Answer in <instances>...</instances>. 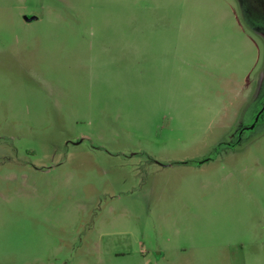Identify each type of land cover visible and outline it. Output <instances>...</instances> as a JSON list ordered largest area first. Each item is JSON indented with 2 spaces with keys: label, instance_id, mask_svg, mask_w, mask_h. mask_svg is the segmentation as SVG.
<instances>
[{
  "label": "rangeland",
  "instance_id": "1",
  "mask_svg": "<svg viewBox=\"0 0 264 264\" xmlns=\"http://www.w3.org/2000/svg\"><path fill=\"white\" fill-rule=\"evenodd\" d=\"M244 14L0 0V264H264V115L240 132L264 37Z\"/></svg>",
  "mask_w": 264,
  "mask_h": 264
},
{
  "label": "flooded vegetation",
  "instance_id": "2",
  "mask_svg": "<svg viewBox=\"0 0 264 264\" xmlns=\"http://www.w3.org/2000/svg\"><path fill=\"white\" fill-rule=\"evenodd\" d=\"M241 3L244 6V15L246 16L247 20L264 37V0H241ZM263 115L264 99L261 102L260 108L255 112L253 121L249 125H246L240 129L241 134L243 130L253 129L256 124L262 119Z\"/></svg>",
  "mask_w": 264,
  "mask_h": 264
},
{
  "label": "crops",
  "instance_id": "3",
  "mask_svg": "<svg viewBox=\"0 0 264 264\" xmlns=\"http://www.w3.org/2000/svg\"><path fill=\"white\" fill-rule=\"evenodd\" d=\"M248 248V249H247ZM264 248V247H262ZM241 249L243 251V253L245 254V252L248 254L249 253H255V251L257 252V249L256 247H254L253 245H251L250 247H247L246 245L244 246H241ZM247 249V250H246ZM263 254V253H262ZM258 256H259V253H258ZM258 258V257H257Z\"/></svg>",
  "mask_w": 264,
  "mask_h": 264
},
{
  "label": "water",
  "instance_id": "4",
  "mask_svg": "<svg viewBox=\"0 0 264 264\" xmlns=\"http://www.w3.org/2000/svg\"><path fill=\"white\" fill-rule=\"evenodd\" d=\"M36 19H37L36 16H24V20H25L26 22H30V21H32V20H36Z\"/></svg>",
  "mask_w": 264,
  "mask_h": 264
}]
</instances>
